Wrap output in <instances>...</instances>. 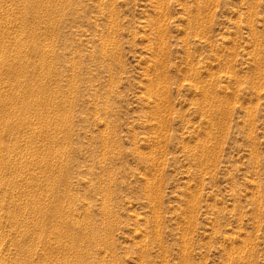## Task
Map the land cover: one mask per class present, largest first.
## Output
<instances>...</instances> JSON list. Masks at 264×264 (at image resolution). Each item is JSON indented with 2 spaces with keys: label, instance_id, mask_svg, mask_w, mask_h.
<instances>
[{
  "label": "rangeland",
  "instance_id": "rangeland-1",
  "mask_svg": "<svg viewBox=\"0 0 264 264\" xmlns=\"http://www.w3.org/2000/svg\"><path fill=\"white\" fill-rule=\"evenodd\" d=\"M0 264H264V0H0Z\"/></svg>",
  "mask_w": 264,
  "mask_h": 264
},
{
  "label": "bare ground",
  "instance_id": "bare-ground-1",
  "mask_svg": "<svg viewBox=\"0 0 264 264\" xmlns=\"http://www.w3.org/2000/svg\"><path fill=\"white\" fill-rule=\"evenodd\" d=\"M40 130V129H39ZM71 209V208H70ZM67 220V219H66ZM65 225V224H64ZM62 226V225H61ZM71 226V225H70ZM69 229V228H68ZM62 230V229H61ZM59 232V231H58ZM69 232V231H68ZM67 233V232H66ZM66 235V234H65ZM61 237V236H60ZM67 247V246H66Z\"/></svg>",
  "mask_w": 264,
  "mask_h": 264
}]
</instances>
